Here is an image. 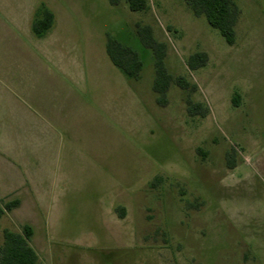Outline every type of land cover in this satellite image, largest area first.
<instances>
[{"label": "rangeland", "instance_id": "1", "mask_svg": "<svg viewBox=\"0 0 264 264\" xmlns=\"http://www.w3.org/2000/svg\"><path fill=\"white\" fill-rule=\"evenodd\" d=\"M234 1L228 45L184 0L142 12L126 0H0V205L19 200L0 244L28 224L38 264H264V0ZM44 10L54 22L38 37ZM137 24L196 91L173 83L157 104ZM107 34L141 56L137 80L111 62ZM197 52L208 61L192 70ZM42 66L57 73L46 97L69 86L78 104L34 146L22 97L42 90ZM188 100L206 115L191 116Z\"/></svg>", "mask_w": 264, "mask_h": 264}, {"label": "trees", "instance_id": "2", "mask_svg": "<svg viewBox=\"0 0 264 264\" xmlns=\"http://www.w3.org/2000/svg\"><path fill=\"white\" fill-rule=\"evenodd\" d=\"M133 12H142L148 9V0H126ZM191 8L195 16H204L208 24L219 31L228 45L236 42V26L239 22L241 9L234 0H184ZM113 5H117L119 0H110ZM54 15L49 10H44L41 18L37 19L33 25V31L38 37L52 27ZM136 33L142 45L149 49L153 55L155 77L153 90L156 93V101L159 106L168 105L167 93L173 83L184 90H197L196 84H191L182 76L173 77L165 64L167 45L158 41L153 34V29L149 25L137 24ZM106 52L111 62L120 69L129 79L137 80L143 70V61L139 53L133 48L123 45L121 42L107 34ZM208 61L205 52L192 54L187 62L190 69L195 70L204 67ZM188 112L191 116H205L204 110L199 103L188 100ZM233 163L229 161V167L233 168ZM19 205V200L11 201L0 205V220L7 211H11ZM34 230L30 225H24L21 232H14L9 229L3 231V243L0 244V264H38L39 257L35 249L31 246Z\"/></svg>", "mask_w": 264, "mask_h": 264}, {"label": "crops", "instance_id": "3", "mask_svg": "<svg viewBox=\"0 0 264 264\" xmlns=\"http://www.w3.org/2000/svg\"><path fill=\"white\" fill-rule=\"evenodd\" d=\"M41 69L43 74L41 78L44 80V83H42V90L37 92H29L27 95H23L22 97V100L26 101V128H28V133L30 136L32 135L31 139L34 140V146H36V144L40 145L42 143L40 141L47 137L46 130H50L53 125H55V127L58 126L59 128L62 126L60 123H65L66 125L70 115V108L75 107V105L78 104V101L75 98H71V87L69 86H63L61 90L57 91V89H54V86L51 85L50 88L53 90L51 91L53 97L47 98L45 89L47 86L45 84V80H48V77L46 75L57 73L54 71V69H49L45 66H42ZM57 70H59V74L63 76L65 73L70 72V69L66 68H57ZM51 79V82L60 81L58 78L51 77ZM58 94L61 95V99H54V97L58 96ZM37 151L39 152L40 150H36V152Z\"/></svg>", "mask_w": 264, "mask_h": 264}]
</instances>
